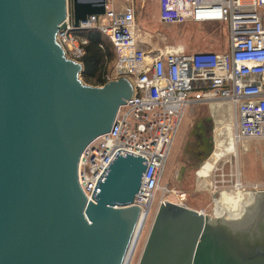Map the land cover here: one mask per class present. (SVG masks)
Here are the masks:
<instances>
[{"label":"water","instance_id":"1","mask_svg":"<svg viewBox=\"0 0 264 264\" xmlns=\"http://www.w3.org/2000/svg\"><path fill=\"white\" fill-rule=\"evenodd\" d=\"M68 0H0V264H126L147 159L113 155L89 201L80 157L134 95L130 77L86 84L57 41ZM106 0H72L78 27ZM210 157L207 152L203 162ZM241 219L163 200L137 264H264V191Z\"/></svg>","mask_w":264,"mask_h":264},{"label":"built area","instance_id":"2","mask_svg":"<svg viewBox=\"0 0 264 264\" xmlns=\"http://www.w3.org/2000/svg\"><path fill=\"white\" fill-rule=\"evenodd\" d=\"M136 1L106 0L103 14L89 15L77 27L68 0L66 28L57 33V41L67 58L82 63L88 43L82 33L98 29L116 50L109 81L121 76L133 81L134 95L120 106L111 130L84 149L78 181L87 199L95 201L98 178L117 150L144 156L146 171L132 205L140 208L146 229L161 191L153 218L163 200L185 206V193L179 201L169 200L162 181L187 108L228 102L237 115L232 137L238 146L264 139V0H158L163 23H226L229 49L188 52L177 47L152 56L140 38ZM239 182L243 189L250 187L237 180L235 188ZM258 186L251 190L264 191Z\"/></svg>","mask_w":264,"mask_h":264},{"label":"rangeland","instance_id":"3","mask_svg":"<svg viewBox=\"0 0 264 264\" xmlns=\"http://www.w3.org/2000/svg\"><path fill=\"white\" fill-rule=\"evenodd\" d=\"M69 3L71 4L72 0H69ZM136 22L140 38L144 42L143 47L146 50L159 49L162 51L177 47H183L188 52L229 49L226 23H198L191 20L181 24L163 23L159 18L158 0H137ZM114 68L115 62L111 70L112 73L115 72ZM199 113L200 115L205 113L213 119L215 148L212 155L196 168L187 169L180 174L181 166L186 165V133L192 124L193 117ZM236 117L232 105L228 102L187 108L162 181L164 186L170 190L167 195L169 200L179 201V195L185 193L186 197L183 202L185 206L213 217L218 215L214 198L221 197L220 192L223 190L235 191L234 185L238 179L242 181L243 185H250L245 188L250 192L253 191L251 185L255 184L259 185L257 190L264 189V139L244 141L239 144L238 157L234 153H229L217 161V158L227 150L228 143L232 139L234 132L232 124ZM212 166L215 168L211 171ZM238 173L241 175L238 176ZM163 193L161 191L155 200L150 221L132 264L138 262L155 208L163 197Z\"/></svg>","mask_w":264,"mask_h":264},{"label":"bare ground","instance_id":"4","mask_svg":"<svg viewBox=\"0 0 264 264\" xmlns=\"http://www.w3.org/2000/svg\"><path fill=\"white\" fill-rule=\"evenodd\" d=\"M160 52L159 49L148 50L147 55L152 56L154 54H158ZM236 119V118H235ZM233 129L236 128V120L232 124ZM234 153L235 156L238 157L239 155V146L236 140L232 137V139L228 143L227 150L222 153L218 158L221 160L223 156ZM215 168L212 166L211 171ZM238 170V169H237ZM210 171V173H211ZM238 172V171H237ZM240 173H238L239 176ZM241 175V174H240ZM238 179V177H237ZM239 180V179H238ZM240 181V180H239ZM242 182V181H241ZM240 182L237 184L238 186L235 188V191H221V197L214 198V205L217 210V216H213L214 218H226L232 217L233 219H241L243 217V212L246 210L248 206L251 205L253 200L256 199L257 193L253 190L250 192L248 189H243L240 186ZM248 190V191H247ZM215 197V196H214ZM146 229H144V225L142 220L140 219L137 233L135 235V243L134 246L129 254L128 261L126 264H132L136 251L139 247L140 241L143 238V234Z\"/></svg>","mask_w":264,"mask_h":264},{"label":"trees","instance_id":"5","mask_svg":"<svg viewBox=\"0 0 264 264\" xmlns=\"http://www.w3.org/2000/svg\"><path fill=\"white\" fill-rule=\"evenodd\" d=\"M159 5V1H158ZM88 39L85 55L82 57V80L89 85L103 86L109 81L116 60L114 46L96 28L82 33Z\"/></svg>","mask_w":264,"mask_h":264},{"label":"flooded vegetation","instance_id":"6","mask_svg":"<svg viewBox=\"0 0 264 264\" xmlns=\"http://www.w3.org/2000/svg\"><path fill=\"white\" fill-rule=\"evenodd\" d=\"M214 132L215 126L210 116L205 113L200 115L199 113L193 117L185 139L186 165L181 166L180 174L187 169L196 168L203 162L207 152L212 155L216 142Z\"/></svg>","mask_w":264,"mask_h":264}]
</instances>
